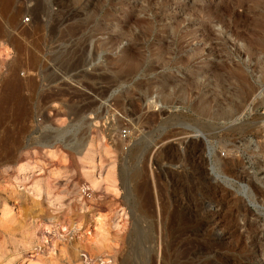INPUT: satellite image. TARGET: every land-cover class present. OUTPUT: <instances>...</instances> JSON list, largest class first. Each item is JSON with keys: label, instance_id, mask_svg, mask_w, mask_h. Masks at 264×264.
<instances>
[{"label": "rangeland", "instance_id": "rangeland-1", "mask_svg": "<svg viewBox=\"0 0 264 264\" xmlns=\"http://www.w3.org/2000/svg\"><path fill=\"white\" fill-rule=\"evenodd\" d=\"M262 91L264 0H0V263L264 264Z\"/></svg>", "mask_w": 264, "mask_h": 264}, {"label": "bare ground", "instance_id": "bare-ground-1", "mask_svg": "<svg viewBox=\"0 0 264 264\" xmlns=\"http://www.w3.org/2000/svg\"><path fill=\"white\" fill-rule=\"evenodd\" d=\"M112 69H114V68H112ZM118 69V68H117ZM116 71V70H115ZM128 73H129V71H128ZM118 78V77H117ZM252 93V89L251 88H249L247 91H246V95H249V94H251ZM258 99V102H259V104H264V91H262L260 94H259V96H257L256 97V100ZM72 100V99H71ZM257 106V105H256ZM76 115V114H75ZM262 117V116H261ZM263 118V117H262ZM264 119V118H263ZM55 137H61V136H58V135H55L54 136V138ZM80 137V139L77 141V144H75V147H73L74 148V150H76L78 147H82L83 146V144H82V138L83 137H81V136H79ZM9 208V207H8ZM6 209H7V207H6ZM5 209V210H6ZM12 209H13V207H12ZM11 209V210H12ZM48 229V228H47ZM94 230V229H93ZM93 232V231H92ZM91 232V233H92ZM95 232V231H94ZM94 232L92 233V235L90 236V237H88L87 235L90 233V232H83L84 233V236L85 237H87V238H91V240L94 242L95 240H97V234L95 233L94 234ZM47 233H46V231L44 230L42 233H41V235L39 236L38 235V241H39V244L41 243H47L48 241H50V237H48L47 235H46ZM43 246V245H42ZM39 249V248H38ZM32 256H34V254L33 255H30V257H32ZM85 260H87V259H85ZM90 260H88V261H85L87 264H92V262L90 261ZM1 264V263H0ZM5 264H14L13 263V259H9Z\"/></svg>", "mask_w": 264, "mask_h": 264}, {"label": "water", "instance_id": "water-1", "mask_svg": "<svg viewBox=\"0 0 264 264\" xmlns=\"http://www.w3.org/2000/svg\"><path fill=\"white\" fill-rule=\"evenodd\" d=\"M93 117H91V116H88V120H87V126H86V131L88 130V128H89V126H90V123H92V119ZM54 134V136L55 135H58V136H60V135H64V129H56L55 130V132L53 133ZM82 144H84L85 142H86V140H87V133H83L82 134Z\"/></svg>", "mask_w": 264, "mask_h": 264}, {"label": "built area", "instance_id": "built-area-1", "mask_svg": "<svg viewBox=\"0 0 264 264\" xmlns=\"http://www.w3.org/2000/svg\"><path fill=\"white\" fill-rule=\"evenodd\" d=\"M29 20H30V16H25L23 19L24 22H27ZM260 115L264 118V104H262V106H261Z\"/></svg>", "mask_w": 264, "mask_h": 264}]
</instances>
